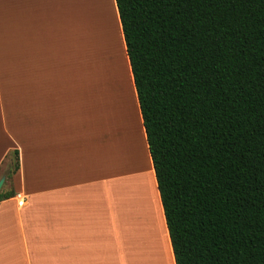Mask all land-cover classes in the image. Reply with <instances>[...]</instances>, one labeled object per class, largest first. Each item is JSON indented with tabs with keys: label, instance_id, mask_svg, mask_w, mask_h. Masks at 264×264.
<instances>
[{
	"label": "crops",
	"instance_id": "1",
	"mask_svg": "<svg viewBox=\"0 0 264 264\" xmlns=\"http://www.w3.org/2000/svg\"><path fill=\"white\" fill-rule=\"evenodd\" d=\"M82 2L0 0V179L14 193L0 201V264H138L135 244L156 227L175 264L116 0L105 24ZM102 30L113 72L103 59L88 73L86 45ZM123 71L135 124L124 89L120 99L110 90Z\"/></svg>",
	"mask_w": 264,
	"mask_h": 264
},
{
	"label": "trees",
	"instance_id": "2",
	"mask_svg": "<svg viewBox=\"0 0 264 264\" xmlns=\"http://www.w3.org/2000/svg\"><path fill=\"white\" fill-rule=\"evenodd\" d=\"M116 4L175 264H264V0Z\"/></svg>",
	"mask_w": 264,
	"mask_h": 264
},
{
	"label": "rangeland",
	"instance_id": "3",
	"mask_svg": "<svg viewBox=\"0 0 264 264\" xmlns=\"http://www.w3.org/2000/svg\"><path fill=\"white\" fill-rule=\"evenodd\" d=\"M85 1L86 0H84V2ZM95 1L99 2V4H96L92 0H87L84 3L85 10L86 12L90 13V10H92L95 4V7L97 6V13H98V7H100L101 17L103 18L104 24H105L106 14H105L104 7H106V4L103 3L104 0H100V1L95 0ZM103 26H102V29H103ZM90 28L94 30L92 26H90ZM107 34L108 33H106L105 30H102V32L96 31L95 40L93 37L91 44L86 45V50L84 53H85L86 69H88V73H89V70L91 69L92 64L95 63V57H97V65L99 66V68L103 66L102 68L104 70V63L101 62L104 59V62H106L107 71H109V74L113 72L112 62H111V50L113 49V46H111L110 48V44L106 41L105 37L108 36ZM100 74L101 76L102 74H104L102 70ZM110 80H111V85H110L111 92L115 91V95L117 96V99H120V97L118 96H120L121 92H123V88L119 80H116L115 77L112 75H111ZM103 96L105 97V94H103ZM109 98L112 99V97H109ZM105 107H106L105 103H103V109H105ZM111 111L113 113V109H111ZM14 164H15V156L11 155L9 161H7V163H5V165L2 167L1 174L2 173L7 174V172L10 170V168H12ZM157 230H158L157 227L156 229L148 228L144 232L141 233V237L139 239L141 240V243L137 245L135 244V246H137L138 251H137V254H135L133 258V260H136L138 264H160V252H161L162 245H161V240L159 237V232Z\"/></svg>",
	"mask_w": 264,
	"mask_h": 264
},
{
	"label": "bare ground",
	"instance_id": "4",
	"mask_svg": "<svg viewBox=\"0 0 264 264\" xmlns=\"http://www.w3.org/2000/svg\"><path fill=\"white\" fill-rule=\"evenodd\" d=\"M71 1H73V0H71ZM105 1H106V7H104V8H106L109 17L111 18L112 14H111V10H110L109 4H110V6H112V5H111V3H108V0H105ZM77 2H78V5H79V9H80L82 7V0H77ZM109 21H110V19H109ZM110 23H111V21H110ZM115 37H117V36H115ZM90 38H91V36H87V44L90 42ZM115 42L118 43L117 40H115ZM96 62H97V57H95V63ZM123 72H124L123 73L124 75L123 74L121 75V81H122V85H123V89H124V100H125L126 103H128V109L130 110V114L132 115V118L134 119V124H135L136 121H137V113H136V111L133 108V104H134L133 102L134 101L132 99V96L129 93L128 78L125 75V71H123ZM102 118L104 120L107 119L108 122H110V124L112 123V120L110 119L109 116L107 117V114H106L104 109H103V112H102ZM132 122H133V120H132ZM156 223H159L158 219L156 220ZM161 242H162L161 244L164 247V262H165V264H169L170 258H169V255L165 252L166 243H165L164 237L161 239Z\"/></svg>",
	"mask_w": 264,
	"mask_h": 264
},
{
	"label": "water",
	"instance_id": "5",
	"mask_svg": "<svg viewBox=\"0 0 264 264\" xmlns=\"http://www.w3.org/2000/svg\"><path fill=\"white\" fill-rule=\"evenodd\" d=\"M5 181H6V177L3 176V177L0 179V193H1V191H2V188H3L4 184H5Z\"/></svg>",
	"mask_w": 264,
	"mask_h": 264
},
{
	"label": "built area",
	"instance_id": "6",
	"mask_svg": "<svg viewBox=\"0 0 264 264\" xmlns=\"http://www.w3.org/2000/svg\"><path fill=\"white\" fill-rule=\"evenodd\" d=\"M17 198L19 199L20 204L24 203V199L21 197V195L18 194Z\"/></svg>",
	"mask_w": 264,
	"mask_h": 264
}]
</instances>
